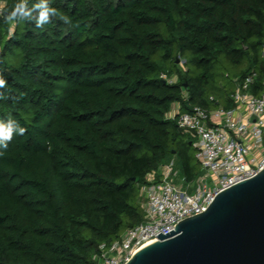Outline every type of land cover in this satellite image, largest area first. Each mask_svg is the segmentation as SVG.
I'll return each mask as SVG.
<instances>
[{"label":"trees","instance_id":"1","mask_svg":"<svg viewBox=\"0 0 264 264\" xmlns=\"http://www.w3.org/2000/svg\"><path fill=\"white\" fill-rule=\"evenodd\" d=\"M2 1L0 121L26 131L0 155V264H96L145 219L141 188L162 164L198 178L173 104L231 107L218 67L261 88L264 0H47L43 25L42 0ZM21 2L33 18L8 21Z\"/></svg>","mask_w":264,"mask_h":264},{"label":"built area","instance_id":"2","mask_svg":"<svg viewBox=\"0 0 264 264\" xmlns=\"http://www.w3.org/2000/svg\"><path fill=\"white\" fill-rule=\"evenodd\" d=\"M162 77L176 81L165 72ZM256 80L257 73H253L238 83L231 107L193 105L181 112L180 104H173L170 116L195 136L196 158L205 173L190 182L175 158L162 164L159 177L152 174L141 188L145 219L111 245L101 244L93 255L96 264H126L141 247L158 240L160 233L205 212L220 192L264 168V81L258 88Z\"/></svg>","mask_w":264,"mask_h":264},{"label":"water","instance_id":"3","mask_svg":"<svg viewBox=\"0 0 264 264\" xmlns=\"http://www.w3.org/2000/svg\"><path fill=\"white\" fill-rule=\"evenodd\" d=\"M158 236L126 264H264V168Z\"/></svg>","mask_w":264,"mask_h":264},{"label":"clouds","instance_id":"4","mask_svg":"<svg viewBox=\"0 0 264 264\" xmlns=\"http://www.w3.org/2000/svg\"><path fill=\"white\" fill-rule=\"evenodd\" d=\"M37 8L40 9V12L39 16L36 17V21L40 25L47 23L50 16L56 13V10L49 6L47 0H42V2L37 5ZM21 18H33L32 11L27 8L24 2L17 4L6 17L8 21ZM4 84V79L0 78V86ZM25 131L26 128L23 127L18 120L9 118L6 121H0V155L3 154V149H7L8 141L12 139L13 134L23 135Z\"/></svg>","mask_w":264,"mask_h":264},{"label":"rangeland","instance_id":"5","mask_svg":"<svg viewBox=\"0 0 264 264\" xmlns=\"http://www.w3.org/2000/svg\"><path fill=\"white\" fill-rule=\"evenodd\" d=\"M2 5L5 4V0L2 1L1 3ZM237 71V68L232 66L231 68V75L230 76H224V69L221 68V67H218L217 68V72H218V77H217V80H216V86L217 88L214 90V94L219 98L221 95H229L233 94V92L235 91V88H236V85H235V76H234V73H236ZM222 106H224V104H222ZM193 152H196V149L194 148V151ZM205 173V170H203L202 166L199 165V170L197 172L198 174V177L202 174ZM196 181V179L194 180ZM183 187L186 188V184L184 183L183 184ZM190 191L192 192L193 189H190ZM142 203H144V198L142 200Z\"/></svg>","mask_w":264,"mask_h":264}]
</instances>
